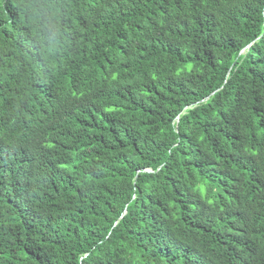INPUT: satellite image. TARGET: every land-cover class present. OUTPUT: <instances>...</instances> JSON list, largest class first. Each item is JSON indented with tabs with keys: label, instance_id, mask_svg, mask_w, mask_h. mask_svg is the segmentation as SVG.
Here are the masks:
<instances>
[{
	"label": "trees",
	"instance_id": "trees-1",
	"mask_svg": "<svg viewBox=\"0 0 264 264\" xmlns=\"http://www.w3.org/2000/svg\"><path fill=\"white\" fill-rule=\"evenodd\" d=\"M0 264H264V0H0Z\"/></svg>",
	"mask_w": 264,
	"mask_h": 264
}]
</instances>
